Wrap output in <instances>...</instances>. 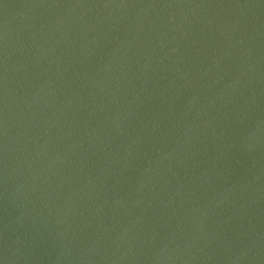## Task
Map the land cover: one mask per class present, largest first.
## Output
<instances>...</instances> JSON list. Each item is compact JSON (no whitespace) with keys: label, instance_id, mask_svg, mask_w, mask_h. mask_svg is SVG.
I'll use <instances>...</instances> for the list:
<instances>
[{"label":"water","instance_id":"water-1","mask_svg":"<svg viewBox=\"0 0 264 264\" xmlns=\"http://www.w3.org/2000/svg\"><path fill=\"white\" fill-rule=\"evenodd\" d=\"M0 264H264V0H0Z\"/></svg>","mask_w":264,"mask_h":264}]
</instances>
